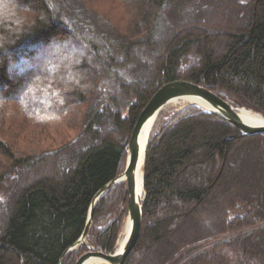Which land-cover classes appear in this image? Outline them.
I'll list each match as a JSON object with an SVG mask.
<instances>
[{"label": "trees", "instance_id": "16d2710c", "mask_svg": "<svg viewBox=\"0 0 264 264\" xmlns=\"http://www.w3.org/2000/svg\"><path fill=\"white\" fill-rule=\"evenodd\" d=\"M70 43L84 55L66 50ZM51 47L59 52L41 66ZM179 79L264 113V0H115L106 9L93 0H0V105L79 127L36 152L0 129V264L60 263L94 196L124 170L141 112ZM144 187L124 264H264V132L243 134L187 104L151 133ZM126 205V183L111 186L88 244L63 264L92 245L114 251Z\"/></svg>", "mask_w": 264, "mask_h": 264}, {"label": "water", "instance_id": "95a60500", "mask_svg": "<svg viewBox=\"0 0 264 264\" xmlns=\"http://www.w3.org/2000/svg\"><path fill=\"white\" fill-rule=\"evenodd\" d=\"M192 98L188 104H194L205 108L208 111L214 112L226 118L227 120L233 122L243 134H254L259 132H264V124L254 125L248 123L244 120L238 111L241 107H246L239 100L231 101L225 98L220 93L206 87L202 83L197 81L179 79L168 83H165L158 91L153 95L148 104L145 106L141 112L134 129L132 131L131 137L128 142V155L126 160V165L124 170L110 182H108L104 187H102L97 194L94 196L90 209L86 227L81 235V237L76 241L75 244L70 246L62 255L59 264H63L66 255L75 250L82 243L88 244V235L94 220V211L96 204L98 203L100 197L113 185L125 182L127 187V205L124 215V222L126 224L127 218L130 217L132 224L127 238L125 247L122 252H106L102 250H96L93 246L91 249L85 252L77 260L76 264H84L87 259L92 256H100L105 259L106 264H124L125 259L132 249L141 228V221L143 216V205L146 196V190L144 187V176H145V162H146V151L148 142L150 139L151 132H148L146 147L144 151V164H143V190L144 195L140 199L137 195L136 187V167L138 165L141 146L140 139L143 131L150 124L156 120L161 109L168 104L171 100L175 98ZM248 108V107H246ZM251 109V108H249ZM253 110V109H251ZM255 111V110H254ZM258 112V111H256ZM261 113L264 116V113Z\"/></svg>", "mask_w": 264, "mask_h": 264}, {"label": "rangeland", "instance_id": "374dc122", "mask_svg": "<svg viewBox=\"0 0 264 264\" xmlns=\"http://www.w3.org/2000/svg\"><path fill=\"white\" fill-rule=\"evenodd\" d=\"M111 1L115 0H93V2H95L102 9L109 8ZM65 47L67 48L66 50L74 51L73 53L75 54H81V56L84 55V53H82L80 49L75 48L71 45V43L69 45H66ZM58 49L59 48L56 49V47H51L46 50V52H42L38 64H40L41 66L48 65L50 59L52 58V55H55L59 52ZM187 104L188 103L183 105H173L170 103L166 104L159 112L152 132L157 130L162 125L163 120L168 117L173 111L181 109ZM62 119L63 118H60L58 116H52L46 121V123H44L42 121H36L32 116H28L27 114H25L24 111L14 102L0 105V129L3 135L6 137L9 135V138L13 137L15 139V145L19 149L26 152L44 151L57 148L75 137L79 132V127L77 125L71 126L68 123L64 122ZM39 120H41V117H39ZM6 128H10L14 132V135H12L13 132L6 133ZM124 227L125 222L123 219L115 249L114 251L109 252L117 251V244L124 230ZM93 247L96 250L106 251L102 248H96L95 246Z\"/></svg>", "mask_w": 264, "mask_h": 264}, {"label": "bare ground", "instance_id": "6f19581e", "mask_svg": "<svg viewBox=\"0 0 264 264\" xmlns=\"http://www.w3.org/2000/svg\"><path fill=\"white\" fill-rule=\"evenodd\" d=\"M197 101L196 99L192 98H175L171 100L169 103L173 105H183L186 103H189L190 101ZM240 112L242 118L246 120L250 124L254 125H261L264 124V116L261 113H258L254 110H251L246 107H241L238 109ZM156 120L154 122H150V124L146 127V129L143 131L141 139H140V146H141V155L140 159L138 162V165L136 167V187H137V195L141 199L144 195V190H143V164H144V151L146 147V142H147V136L148 132H152L153 127L155 125ZM132 221L130 217L127 218L124 230L120 236V239L117 244V252H122L127 238L129 236L130 228H131ZM84 264H106L105 259L101 258L100 256H92L89 259L85 261Z\"/></svg>", "mask_w": 264, "mask_h": 264}]
</instances>
